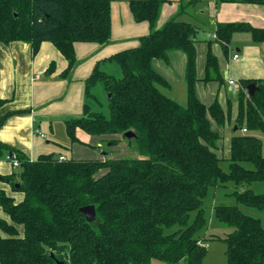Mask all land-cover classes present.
Returning <instances> with one entry per match:
<instances>
[{
    "label": "trees",
    "instance_id": "1",
    "mask_svg": "<svg viewBox=\"0 0 264 264\" xmlns=\"http://www.w3.org/2000/svg\"><path fill=\"white\" fill-rule=\"evenodd\" d=\"M167 1L129 0L134 20L148 21L150 32L139 37L136 46L107 58L120 67L121 77L97 64L85 80V98L97 105L92 90L102 85L108 113L87 101L80 116L64 122L71 143H84L79 133L125 138L123 133L131 130L139 157L60 160L48 153L32 160L16 151L18 170L1 179L22 198L0 189V208L9 218L0 217V264H203L206 200L219 188L229 189L226 196L233 200L213 206L215 220L232 228L224 236L210 237L225 242V264H264V224L242 210L264 211V190L250 187L264 183L259 136L264 134V79L240 81L236 130L224 169L215 152L220 135L211 120L223 126L230 120V108L224 111L217 100L206 105L197 98L196 26L182 18L185 8L198 0H188L157 28L161 5ZM235 31H248L254 42L264 41V29L248 23L216 26V36L224 43ZM110 38V0H0V43L28 42L36 54L41 42H52L68 63L62 76L77 63L75 42L105 45ZM170 50L186 55L185 105L161 92L159 87L168 83L151 64L154 58L167 61ZM204 80L222 81L210 50ZM251 83L255 88L248 95ZM103 141L113 146L118 139ZM11 150L0 141V156ZM89 204L95 207L90 222L79 210Z\"/></svg>",
    "mask_w": 264,
    "mask_h": 264
},
{
    "label": "crops",
    "instance_id": "2",
    "mask_svg": "<svg viewBox=\"0 0 264 264\" xmlns=\"http://www.w3.org/2000/svg\"><path fill=\"white\" fill-rule=\"evenodd\" d=\"M187 9L191 11L192 23L196 26L194 47L197 98L206 105L217 100L224 111L230 108V120L223 126L211 120L212 129L220 135L215 149V152H218L221 147L223 148L224 143L220 141L224 129L230 126L232 132L236 130L234 119L238 111L239 90L242 88L240 81L264 79V41L254 42L248 31H235L231 34L230 40L224 43L216 36V26L218 23L240 22L264 29V3L216 4L215 0H198ZM177 11L175 3L163 2L156 27H161ZM110 15V42L105 45L96 42H75L73 46L77 63L65 76L61 74L67 67V60L52 42H41L36 54L32 53L28 42L0 43V99L3 100L0 104L1 142L32 160L40 154L52 153L50 144L52 147L57 143H59L57 145H65L67 140L69 145L65 148L69 149L70 158L83 160L110 157V154L107 155L108 152L102 149L104 139H118L113 146L108 143L110 147L122 144L121 142L126 138H122L121 135L102 137L85 133H79V138L84 143H71L64 124L66 119L82 114L83 104L88 101L84 94L85 80L94 67L108 62L107 58L115 52L136 46L138 38L150 32L148 21L134 20L129 0H118V2L110 0ZM187 15L189 16L184 12L182 18L188 20ZM208 50L216 57L221 82L204 80ZM175 51L182 52L184 57ZM167 58V61L154 58L151 63L153 69L161 67L162 70H154L168 83V86L159 88L168 97L185 105L187 102L186 55L181 50H170ZM175 61L178 63L173 67ZM51 65L52 68L47 73ZM230 79L236 81L237 85H230ZM58 126L59 130L64 129L66 138L55 142V128L57 129ZM231 135L227 138L229 155ZM46 136L48 139H45ZM97 149L102 150L100 156L97 154ZM59 156H63L64 159L69 157L64 154H59L57 157ZM18 167L13 166L4 156H0V189L16 200L22 198V193L13 191L1 176L16 172ZM252 186L256 189L262 188L261 184ZM211 198L210 211L215 220L213 206L217 202L220 203V200L231 198L226 196V190L220 188L212 191ZM0 217L9 220L1 208ZM17 227L21 230L20 226Z\"/></svg>",
    "mask_w": 264,
    "mask_h": 264
},
{
    "label": "rangeland",
    "instance_id": "3",
    "mask_svg": "<svg viewBox=\"0 0 264 264\" xmlns=\"http://www.w3.org/2000/svg\"><path fill=\"white\" fill-rule=\"evenodd\" d=\"M169 1H170V3L176 4L178 11L180 10L181 5H184L185 3L188 2V0H182V1L181 0H169ZM112 2H118V0H112ZM185 12H187V14H189V16H190L189 17L187 15V19L192 22L191 18H193V17H192L191 11L188 10L186 7ZM175 14H177V13H175ZM175 52L178 53V55H182L184 57V54L182 52H179V51H175ZM177 63L178 62L175 61L173 67H175L176 66L175 64H177ZM100 69L105 71V72H108L110 74H113L117 78L121 77V75H122L120 67L114 62H105L102 65H100ZM154 69L156 71L162 70L161 67H159V66L156 68L154 67ZM92 92L98 98L101 105H97L94 102L88 100L90 105L92 107H94L96 110H101L105 113H108L107 96L103 90L102 85L100 83L96 84L95 87L93 88ZM232 133H233L232 128H230V126H227L224 129L223 138H221V141H220V143H224L223 148L221 147V149L218 152L216 151L217 154L220 156V158L223 159V161H221V166L224 169H227V166H228V162L224 161L229 155V147H228L227 138H229V136ZM47 136L45 139H48ZM259 136L262 140L263 152H264V134H259ZM63 138H66V133H65L64 129L59 130V126H58L57 129L55 128V139H54V141L60 142V140ZM121 143L122 144H119L116 147H110V146H108V143L104 142L102 149L105 150L106 152H108L107 155L110 154L109 156L112 158H115V157H118V158L119 157H126V158L139 157L138 148H137V145L133 139H130V140L124 139V141H122ZM57 144H59V143H57ZM57 144H53V145H55L54 147H52L50 144V148H52L51 149L52 153H54L55 156H58L59 154L68 155L69 156L68 158H70L71 154L69 152V149L65 148V146L69 145V141L67 140V143L65 145H63V144L57 145ZM101 151L97 149L98 156H100ZM228 184H231V183H228ZM261 185H262L261 189H259V188L256 189L255 186H252V185L250 187L252 189H254L255 191H262V190H264V183H261ZM230 186L231 185H229V187ZM226 190L228 191L229 189H226ZM211 202H212V198L208 197L206 200L207 228L203 232V236H204L203 237L204 238L203 243L206 245V253H205V256L203 257L202 262H203V264H225V262H226V255H225L226 244H225V242L223 240L211 239L210 237L212 235H215V234H218L220 236H224V234L226 232H229L232 228L223 224V223L217 222L216 220H214L212 218L211 211H210ZM219 202L231 204V203H233V200L232 199H226L223 201L220 200ZM242 210L247 214L259 217L261 219L262 223L264 224V211H258L254 208L245 207V206L242 207ZM152 264H166V263L159 261V260H153ZM179 264H183V263H179Z\"/></svg>",
    "mask_w": 264,
    "mask_h": 264
},
{
    "label": "water",
    "instance_id": "4",
    "mask_svg": "<svg viewBox=\"0 0 264 264\" xmlns=\"http://www.w3.org/2000/svg\"><path fill=\"white\" fill-rule=\"evenodd\" d=\"M255 85L251 83L247 86L248 95H252L254 91ZM109 95V94H108ZM123 136L126 139H131L135 137V133L131 130H128L123 133ZM79 210L85 215L87 221H93L95 219V207L92 204L85 205L79 208Z\"/></svg>",
    "mask_w": 264,
    "mask_h": 264
},
{
    "label": "built area",
    "instance_id": "5",
    "mask_svg": "<svg viewBox=\"0 0 264 264\" xmlns=\"http://www.w3.org/2000/svg\"><path fill=\"white\" fill-rule=\"evenodd\" d=\"M236 56L237 55H234V57H236ZM229 84L232 85V86H234V85H237V82L230 79L229 80ZM243 131H245V129H243ZM4 158L6 160L10 161L12 163V165L15 166V167H18L20 165V162H19L18 157H17V153L14 150H11V151L7 152L5 154V156H4ZM59 159L60 160H63L64 157L63 156H59Z\"/></svg>",
    "mask_w": 264,
    "mask_h": 264
}]
</instances>
